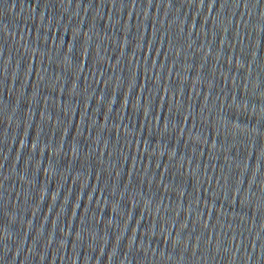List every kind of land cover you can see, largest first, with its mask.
Returning <instances> with one entry per match:
<instances>
[{
  "label": "water",
  "instance_id": "95a60500",
  "mask_svg": "<svg viewBox=\"0 0 264 264\" xmlns=\"http://www.w3.org/2000/svg\"><path fill=\"white\" fill-rule=\"evenodd\" d=\"M0 264H264V0H0Z\"/></svg>",
  "mask_w": 264,
  "mask_h": 264
}]
</instances>
